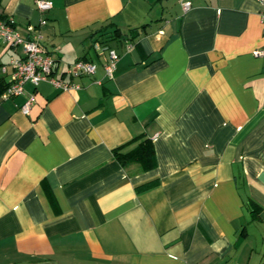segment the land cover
Instances as JSON below:
<instances>
[{
  "label": "crops",
  "instance_id": "obj_1",
  "mask_svg": "<svg viewBox=\"0 0 264 264\" xmlns=\"http://www.w3.org/2000/svg\"><path fill=\"white\" fill-rule=\"evenodd\" d=\"M35 1L0 14L40 30L52 76L77 87L0 96V264H264V6ZM95 42L119 55L112 78ZM19 54L0 41L6 81ZM80 58L93 74L67 73ZM140 136L154 166H122L114 149Z\"/></svg>",
  "mask_w": 264,
  "mask_h": 264
},
{
  "label": "built area",
  "instance_id": "obj_2",
  "mask_svg": "<svg viewBox=\"0 0 264 264\" xmlns=\"http://www.w3.org/2000/svg\"><path fill=\"white\" fill-rule=\"evenodd\" d=\"M264 6V0H258ZM183 11L190 8V0H181ZM36 8L40 11H47L51 7L49 0H36ZM262 22H264V12L260 14ZM45 19H42L39 25H44ZM28 36L23 37L13 26V18H1L0 16V41L8 44L12 48L21 47V54L9 60L11 67L10 84L1 94V98H9L23 94L24 84L29 82L33 86L38 85L42 81H48L59 89H70L77 87L52 76L54 59L47 53L41 44V31L35 29L34 26L28 25ZM94 49L102 54L106 52L104 59V73L107 78H112L116 70V64L119 59L118 53L108 46L95 42ZM130 47V46H128ZM254 56L264 55V49H254ZM96 70V65L87 59H78L68 65L67 73L70 75H90ZM34 103V95L30 94L20 106L23 114H28L32 104Z\"/></svg>",
  "mask_w": 264,
  "mask_h": 264
},
{
  "label": "trees",
  "instance_id": "obj_3",
  "mask_svg": "<svg viewBox=\"0 0 264 264\" xmlns=\"http://www.w3.org/2000/svg\"><path fill=\"white\" fill-rule=\"evenodd\" d=\"M1 18L8 19L9 15L0 14ZM13 26L15 28V21L13 19ZM136 30V28L130 29V31ZM120 30L115 28L112 31V36H119ZM28 36V34H27ZM26 36V37H27ZM10 84L9 81H6L4 77H0V96L6 87ZM133 141L138 140L137 144L130 148L127 151H122L121 149L125 147L126 144L119 146L114 149V154L116 159L120 162L122 166H127L131 162L138 163L143 170L150 169L155 164V155L152 142L143 136L132 139Z\"/></svg>",
  "mask_w": 264,
  "mask_h": 264
},
{
  "label": "rangeland",
  "instance_id": "obj_4",
  "mask_svg": "<svg viewBox=\"0 0 264 264\" xmlns=\"http://www.w3.org/2000/svg\"><path fill=\"white\" fill-rule=\"evenodd\" d=\"M27 83H29V82H27ZM26 84V83H25Z\"/></svg>",
  "mask_w": 264,
  "mask_h": 264
}]
</instances>
